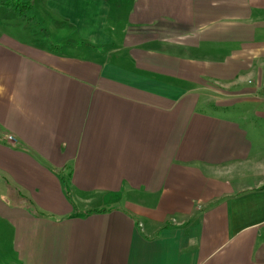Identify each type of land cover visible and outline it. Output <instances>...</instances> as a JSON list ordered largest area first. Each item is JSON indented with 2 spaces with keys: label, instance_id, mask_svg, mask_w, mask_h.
<instances>
[{
  "label": "crops",
  "instance_id": "obj_1",
  "mask_svg": "<svg viewBox=\"0 0 264 264\" xmlns=\"http://www.w3.org/2000/svg\"><path fill=\"white\" fill-rule=\"evenodd\" d=\"M36 5L89 52L0 34V264H264V0Z\"/></svg>",
  "mask_w": 264,
  "mask_h": 264
},
{
  "label": "rangeland",
  "instance_id": "obj_2",
  "mask_svg": "<svg viewBox=\"0 0 264 264\" xmlns=\"http://www.w3.org/2000/svg\"><path fill=\"white\" fill-rule=\"evenodd\" d=\"M14 1L30 2L32 5L31 11H23V16H19L17 14L18 12L16 13L12 7ZM36 1L37 0H0V34H6V36L9 35L23 43L33 45L34 47L36 46L37 48L46 49L48 51L50 50V52L53 50L60 54H71L82 58L87 57L89 51L84 49L85 47L82 46L83 42H81L84 40L78 36H72L68 40L60 41L59 39L64 37V34L68 35L71 31L69 32L67 29H62L60 31L55 30L52 27H57V25L53 24L51 26L43 23L45 19V17L41 18L43 14L47 17L48 21L50 20V17L44 13L45 10H38ZM119 15H121V11L118 13L117 20L110 18L107 24V33L111 38L114 37V39H117L119 31L123 27V24H118L120 19ZM84 42L89 44L87 41ZM94 44L95 43L92 44L93 50L106 49L103 47H97ZM51 46H56L57 48H51ZM105 46H113V44ZM241 113L242 112H238L237 109L236 111L233 110L230 112L232 116H237ZM254 126H259L257 120L251 119L248 122L245 121L243 123V127H245L249 132H251V128Z\"/></svg>",
  "mask_w": 264,
  "mask_h": 264
},
{
  "label": "trees",
  "instance_id": "obj_3",
  "mask_svg": "<svg viewBox=\"0 0 264 264\" xmlns=\"http://www.w3.org/2000/svg\"><path fill=\"white\" fill-rule=\"evenodd\" d=\"M14 8V11L19 15L23 16L22 12H29L31 11L32 5L30 2H19V1H14V4L12 5ZM51 48H57L56 46H51Z\"/></svg>",
  "mask_w": 264,
  "mask_h": 264
},
{
  "label": "built area",
  "instance_id": "obj_4",
  "mask_svg": "<svg viewBox=\"0 0 264 264\" xmlns=\"http://www.w3.org/2000/svg\"><path fill=\"white\" fill-rule=\"evenodd\" d=\"M11 138L9 137V140H10Z\"/></svg>",
  "mask_w": 264,
  "mask_h": 264
}]
</instances>
